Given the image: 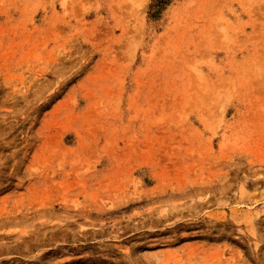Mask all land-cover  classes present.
Returning a JSON list of instances; mask_svg holds the SVG:
<instances>
[{
	"label": "rangeland",
	"instance_id": "rangeland-1",
	"mask_svg": "<svg viewBox=\"0 0 264 264\" xmlns=\"http://www.w3.org/2000/svg\"><path fill=\"white\" fill-rule=\"evenodd\" d=\"M0 264H264V0H0Z\"/></svg>",
	"mask_w": 264,
	"mask_h": 264
}]
</instances>
